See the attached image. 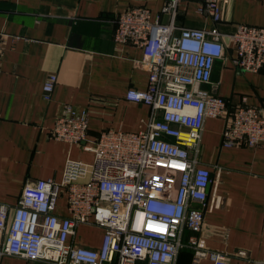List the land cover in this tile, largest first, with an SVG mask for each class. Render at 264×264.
I'll use <instances>...</instances> for the list:
<instances>
[{
	"label": "built area",
	"instance_id": "built-area-1",
	"mask_svg": "<svg viewBox=\"0 0 264 264\" xmlns=\"http://www.w3.org/2000/svg\"><path fill=\"white\" fill-rule=\"evenodd\" d=\"M190 1L166 0L155 20L146 7L109 20L117 46L143 52L137 66L149 74L146 90L130 89L126 99L150 108L147 126L106 130L89 140L88 112L77 115L67 107L51 135L82 145L93 161L68 160L61 181L27 184L16 205L0 204V262L12 256L50 264H178L188 247L194 263L230 264L198 237L213 182L211 170L200 163L204 122L229 118L223 148L258 147L264 144V112L242 97L229 117L227 99L203 87L212 84L217 61L230 60L242 72L264 71V27L239 24L232 34L222 33L227 0H199L197 13L213 27H186L180 20ZM162 15L168 23L161 22ZM3 37L0 33V46ZM56 83L50 76L44 84L47 101ZM61 196L66 216L56 213ZM81 226L103 230L100 248L76 244ZM186 230L192 233L187 242Z\"/></svg>",
	"mask_w": 264,
	"mask_h": 264
},
{
	"label": "crops",
	"instance_id": "crops-1",
	"mask_svg": "<svg viewBox=\"0 0 264 264\" xmlns=\"http://www.w3.org/2000/svg\"><path fill=\"white\" fill-rule=\"evenodd\" d=\"M166 0H0V204L16 205L27 184L61 181L68 160L91 163L82 145L55 140L56 120L70 107L89 116V140L103 131L144 130L151 110L127 101L130 89L146 90L149 74L137 66L141 49L117 46L113 25L117 14L146 7L155 20ZM199 0L185 4L180 21L189 28L210 29L213 23L197 13ZM168 15L161 16L166 24ZM239 24L264 27V0H227L219 29L232 34ZM227 40V39H226ZM225 43L228 44V41ZM57 83L50 101L43 86ZM203 89L227 99L229 117L242 97L264 112V71L242 72L230 60L217 61L212 84ZM229 118L204 122L200 163L211 170L209 208L198 237L206 248L225 254L230 264H264V144L222 147ZM56 213L66 216L60 197ZM104 232L94 226L78 229L76 244L100 248ZM192 235L184 232V240ZM244 252L245 256L239 253ZM185 247L178 264L193 261ZM0 264H50L6 256Z\"/></svg>",
	"mask_w": 264,
	"mask_h": 264
},
{
	"label": "rangeland",
	"instance_id": "rangeland-1",
	"mask_svg": "<svg viewBox=\"0 0 264 264\" xmlns=\"http://www.w3.org/2000/svg\"><path fill=\"white\" fill-rule=\"evenodd\" d=\"M61 197H63V196H61Z\"/></svg>",
	"mask_w": 264,
	"mask_h": 264
}]
</instances>
